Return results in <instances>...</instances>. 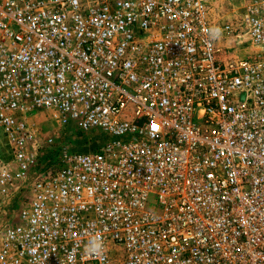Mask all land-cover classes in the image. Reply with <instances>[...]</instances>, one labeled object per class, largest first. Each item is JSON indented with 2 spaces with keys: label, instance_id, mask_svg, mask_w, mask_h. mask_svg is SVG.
I'll list each match as a JSON object with an SVG mask.
<instances>
[{
  "label": "built area",
  "instance_id": "built-area-1",
  "mask_svg": "<svg viewBox=\"0 0 264 264\" xmlns=\"http://www.w3.org/2000/svg\"><path fill=\"white\" fill-rule=\"evenodd\" d=\"M216 17L0 0V264H264V0Z\"/></svg>",
  "mask_w": 264,
  "mask_h": 264
},
{
  "label": "rangeland",
  "instance_id": "rangeland-1",
  "mask_svg": "<svg viewBox=\"0 0 264 264\" xmlns=\"http://www.w3.org/2000/svg\"><path fill=\"white\" fill-rule=\"evenodd\" d=\"M211 1V9L213 10L214 14L217 16L216 18L226 17L227 14L232 13V10L238 5L239 0H210ZM37 116L36 122L39 126L40 135L42 136H57L60 135L63 139L64 143H67L71 146H74V150H79L82 147H88L90 142L81 136V134L72 132V130L66 129L63 125H60L55 120H52L47 113L39 112L35 114ZM100 131L95 129L93 132H90L91 137L94 136V133ZM2 129L0 128V150L4 151L5 149V141L3 140L4 137L1 135ZM107 137V136H105ZM88 149V148H86ZM4 214H0V235L3 229V221ZM8 222H15L16 216L15 213H11L10 216L6 218Z\"/></svg>",
  "mask_w": 264,
  "mask_h": 264
},
{
  "label": "clouds",
  "instance_id": "clouds-1",
  "mask_svg": "<svg viewBox=\"0 0 264 264\" xmlns=\"http://www.w3.org/2000/svg\"><path fill=\"white\" fill-rule=\"evenodd\" d=\"M93 247L98 248L99 244H93Z\"/></svg>",
  "mask_w": 264,
  "mask_h": 264
}]
</instances>
